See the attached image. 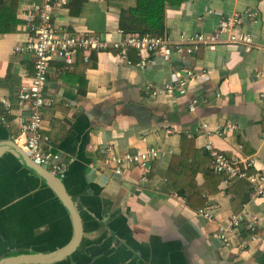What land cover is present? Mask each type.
<instances>
[{
    "label": "crops",
    "instance_id": "0c3cea01",
    "mask_svg": "<svg viewBox=\"0 0 264 264\" xmlns=\"http://www.w3.org/2000/svg\"><path fill=\"white\" fill-rule=\"evenodd\" d=\"M30 1L18 12L22 23L17 31L0 34V79L10 75L21 81L0 87V115L5 111L1 100L14 103L17 89L34 73L31 58L15 52L30 36L22 15ZM134 5L135 0H126L121 7ZM249 8L258 13V21L244 27L258 46L252 50L230 44L202 47L186 61L177 55L171 62L155 56L145 68L137 66L141 58L134 51L129 54L132 64L113 49L81 52L70 67L53 59L46 92L56 103L44 110L43 132L71 160L63 182L79 207L83 237L77 249L51 264H264L263 201L251 205L259 226L246 250L236 244L225 247L217 238L219 228L249 201L251 187L238 181L223 192L222 178L217 175L216 185L211 177L206 138L196 133L200 122L208 123L214 146L228 157L252 158L264 171V0H182L167 6L165 34L173 41L208 35L224 16ZM56 12L55 25L72 33L121 38V9L105 0H68ZM189 67L210 71L203 81L190 85L189 97L209 100L196 113L189 111L187 97L169 100L146 94L147 84L161 88ZM21 114L15 106L7 114L10 127L0 125V264L23 255L58 252L71 244L74 232L71 216L56 193L12 150ZM230 123L237 126L230 136L217 134ZM142 136H147V145L174 151L153 163L147 181L138 168L122 177L102 168L104 148L131 152L146 146ZM182 136L194 142L186 150L192 151L198 166L202 164L194 181L180 174L194 166L191 158L171 166L173 157L182 153ZM204 170L210 189L217 191L201 193L204 204L193 209L176 183L191 181L194 188L203 187ZM205 205L213 206L211 221L198 215ZM243 238L248 239V234Z\"/></svg>",
    "mask_w": 264,
    "mask_h": 264
},
{
    "label": "built area",
    "instance_id": "2783aa9c",
    "mask_svg": "<svg viewBox=\"0 0 264 264\" xmlns=\"http://www.w3.org/2000/svg\"><path fill=\"white\" fill-rule=\"evenodd\" d=\"M68 0H31L22 10V15L30 34L29 39L15 48V52L23 54L33 61L34 73L25 81L18 90L15 102L4 98L1 103L5 114L0 115V125L10 127L7 114L13 112L17 106L22 111L16 120L17 128L13 133V142L23 150L29 158L38 166L47 169L60 179H65L68 174L70 159H65L54 147L50 136L43 132L44 110L56 103V98L46 92L49 81L51 62L57 58L63 60L67 67L72 66L79 53L89 54L92 51L106 52L111 49L117 55L132 64L129 54L137 53L141 60L137 64L145 68L153 63L155 56L161 57L165 62H171L174 55L182 60L187 59L202 47H213L220 44L243 46L247 50L257 48L252 34L244 27L247 23L258 21L256 10L247 9L243 13L228 14L222 18L217 28L211 34L198 33L173 41L167 34L152 35L139 33H125L119 31L121 38L113 41L110 35L99 34H75L68 28L55 25L58 19L57 10L67 5ZM89 58L86 55V60ZM210 71L197 72L192 68H186L176 73V80L166 83L158 88L149 83L145 88L146 94L152 98L165 97L169 100L177 97L189 98V111L196 113L201 105H207V98L189 97V88L193 82H201ZM237 128L235 124H227L217 134L221 137L230 136ZM197 135L206 138L204 145L206 152L212 158L211 169L222 178L223 192L238 181H246L250 184L251 193L249 201L244 203L242 211L229 220L227 226H221L217 232V238L225 247L231 244L239 250H246L249 241L257 237L259 222L256 216L251 214V205L257 201L264 202V171L256 168L255 160L248 157H228L219 150L210 140V126L202 121L196 129ZM141 141L146 145L143 148L131 152L119 153L113 146H107L102 150L104 158L102 168L109 169L115 176L122 177L132 168L142 171L143 180L147 181L152 172L153 163L174 153L163 147L147 145V136H142ZM213 206L205 205L198 211V215L206 221L214 219ZM248 234V239L243 234Z\"/></svg>",
    "mask_w": 264,
    "mask_h": 264
},
{
    "label": "trees",
    "instance_id": "16d2710c",
    "mask_svg": "<svg viewBox=\"0 0 264 264\" xmlns=\"http://www.w3.org/2000/svg\"><path fill=\"white\" fill-rule=\"evenodd\" d=\"M28 1L29 0H0V34H11L17 31L19 25L22 23L18 18V12ZM105 1L108 5H114L121 9L119 27L125 33H139L142 35L152 34L158 36L165 33V14L167 6L171 4L176 5L182 2V0H135L134 6L124 9L121 7V4L126 0ZM12 82L19 83L21 81H18L17 78L9 75L5 79H0V87L6 88ZM20 85L21 84H19V86ZM11 90L12 87H10V91ZM18 90L19 88L17 89V92L16 90L14 91L16 92V95ZM5 113L6 112L4 111V114ZM182 138V153L180 156L173 157L171 166L176 162L186 163L189 158L192 159V163L198 162L194 155H192V151L188 154L186 150L191 146L190 144H194V142L188 140L185 136H182ZM203 158L207 160L206 152L203 153ZM201 163H203V161ZM193 165L194 166L192 167H185L183 170L181 169V176L194 181L202 164L198 166V163H195ZM204 175L206 182L203 187L195 186L194 188L191 181L190 184L176 183L179 193L188 199V202L193 209H197L204 204V199L200 196L201 193L207 190H210V193L217 191V189H210V186L208 185L210 179H207L209 173H207L206 170H204ZM211 177L216 181V185H218L219 177L213 171L211 172Z\"/></svg>",
    "mask_w": 264,
    "mask_h": 264
},
{
    "label": "water",
    "instance_id": "95a60500",
    "mask_svg": "<svg viewBox=\"0 0 264 264\" xmlns=\"http://www.w3.org/2000/svg\"><path fill=\"white\" fill-rule=\"evenodd\" d=\"M12 150L14 151L15 154L19 155V158H21V160H23L25 164L30 166L32 171L38 177H40L49 187H51L52 190L56 193V195L59 197L62 204L66 207V209L68 210L71 216L73 226H74V232H73V239H72L71 244L58 252H55L50 255H27V256L23 255V256L14 258L13 261L10 260L9 263L7 264H28V263L30 264H51V263L60 261L61 259L67 257L69 253L77 249L79 243L82 240L83 226H82V220H81L80 213H79V207L72 200L71 196L68 194L62 179L52 174L47 169L36 165L29 158V156L15 144L13 145ZM105 203H107V200H105Z\"/></svg>",
    "mask_w": 264,
    "mask_h": 264
}]
</instances>
